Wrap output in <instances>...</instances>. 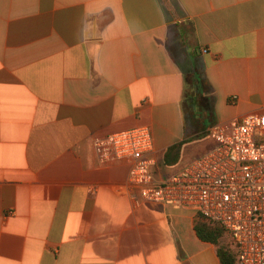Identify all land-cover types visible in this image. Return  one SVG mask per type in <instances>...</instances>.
<instances>
[{"label": "crops", "instance_id": "1", "mask_svg": "<svg viewBox=\"0 0 264 264\" xmlns=\"http://www.w3.org/2000/svg\"><path fill=\"white\" fill-rule=\"evenodd\" d=\"M263 110L264 0H0V264H221L95 141L150 128L165 179Z\"/></svg>", "mask_w": 264, "mask_h": 264}, {"label": "built area", "instance_id": "2", "mask_svg": "<svg viewBox=\"0 0 264 264\" xmlns=\"http://www.w3.org/2000/svg\"><path fill=\"white\" fill-rule=\"evenodd\" d=\"M215 147L165 179L156 178L152 131L137 127L95 141L100 162L124 160L135 204L194 210L229 237L235 264H264V110L216 124Z\"/></svg>", "mask_w": 264, "mask_h": 264}, {"label": "trees", "instance_id": "3", "mask_svg": "<svg viewBox=\"0 0 264 264\" xmlns=\"http://www.w3.org/2000/svg\"><path fill=\"white\" fill-rule=\"evenodd\" d=\"M194 85V84H192ZM180 146L172 147L166 155V163L170 164L169 159L173 154L178 153ZM171 165V164H170ZM198 236L205 242L212 243L217 246V253L221 264H235V255L230 250L229 246L221 243L224 236V230L220 226L209 225L203 217L200 216L196 226Z\"/></svg>", "mask_w": 264, "mask_h": 264}, {"label": "rangeland", "instance_id": "4", "mask_svg": "<svg viewBox=\"0 0 264 264\" xmlns=\"http://www.w3.org/2000/svg\"><path fill=\"white\" fill-rule=\"evenodd\" d=\"M187 29L191 30V27L188 25ZM196 146L197 151H211L215 147V144H213L212 138L207 135H203V137L200 139ZM221 243L225 244L226 246H229V237L224 234L223 238L221 239Z\"/></svg>", "mask_w": 264, "mask_h": 264}]
</instances>
